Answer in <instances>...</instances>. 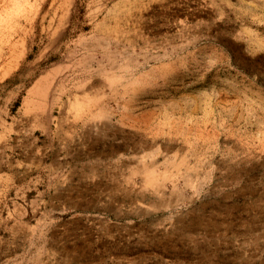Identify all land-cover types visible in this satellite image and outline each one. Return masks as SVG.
<instances>
[{"label":"rangeland","instance_id":"obj_1","mask_svg":"<svg viewBox=\"0 0 264 264\" xmlns=\"http://www.w3.org/2000/svg\"><path fill=\"white\" fill-rule=\"evenodd\" d=\"M0 264H264V0H0Z\"/></svg>","mask_w":264,"mask_h":264}]
</instances>
